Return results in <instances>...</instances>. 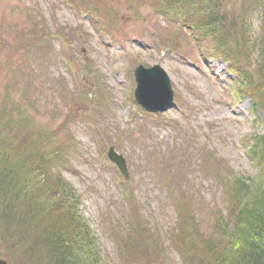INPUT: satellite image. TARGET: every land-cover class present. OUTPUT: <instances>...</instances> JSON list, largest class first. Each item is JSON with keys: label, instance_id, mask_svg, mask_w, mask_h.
<instances>
[{"label": "rangeland", "instance_id": "rangeland-1", "mask_svg": "<svg viewBox=\"0 0 264 264\" xmlns=\"http://www.w3.org/2000/svg\"><path fill=\"white\" fill-rule=\"evenodd\" d=\"M207 3L211 8L205 3V8L197 7L201 2L195 0L169 12L161 0H0V97L10 75L5 62L16 52L14 24L27 6L48 22L55 32L51 38L67 40L71 45L63 44L75 48L80 64L95 71L97 84L105 88L90 91L93 74L52 69L55 76L74 77L78 86L68 93L75 111L53 123L58 124L61 150L70 148L59 174L79 195V210L94 234L102 264L184 263L181 253L188 249L180 240L172 202L156 183L158 178L165 187L173 185L174 176L167 173L171 169L195 171L181 186L191 195L199 191L205 212L214 207L213 192L221 195L222 187L215 185H223L226 171L245 183L258 174L249 149L253 139L264 135V89L258 87V67L264 61V0ZM253 26L260 29L259 38H250ZM139 65H158L166 72L174 107L159 114L141 111L134 100V70ZM45 96L49 100L53 94ZM37 120L39 132L50 122L47 117ZM49 146L56 151L55 144ZM111 152L124 158L128 179ZM130 187L146 224L175 228L169 239L159 241L171 249L163 260L157 246L151 250L142 245L135 255L122 254L117 247L119 234L111 229L122 231L121 213L128 204L124 194ZM205 212L200 216L204 223L188 224L190 230L215 233ZM0 258L18 264L1 238Z\"/></svg>", "mask_w": 264, "mask_h": 264}, {"label": "trees", "instance_id": "trees-1", "mask_svg": "<svg viewBox=\"0 0 264 264\" xmlns=\"http://www.w3.org/2000/svg\"><path fill=\"white\" fill-rule=\"evenodd\" d=\"M191 1L195 0H161V4L173 12ZM199 1L201 5L197 7L211 8L208 0ZM25 12L14 24L18 38L12 46L16 52L14 58L10 56L5 62L10 75L0 97V238L15 253L18 264H102L94 234L79 210V195L59 174L65 164L63 157L70 148L61 150L56 123L75 111L68 93L78 86L72 78L53 75L52 69L61 67L68 74L58 60L62 56L75 72L93 74L90 91L95 92L97 86L101 92L105 88L97 84L95 71L80 64L81 57L75 48L64 45H71L67 40L59 43L51 38V32H55L47 27L48 22L43 21L40 13L31 6ZM234 26L232 23L229 27L234 30ZM71 36L73 33L67 34ZM258 78L259 90L264 89V61L258 67ZM47 92L53 94L49 100L45 96ZM46 117L50 122L39 132L37 119ZM49 144H55V152ZM57 144L60 146L56 147ZM249 150L257 161L258 174L245 183L226 171L223 185H215L222 187L221 195L213 192L214 207H208L206 212L202 210L204 199L199 191L191 195L181 186L182 179L195 171L171 169L167 172L174 176L170 187L156 178L158 190L172 202V212L181 228L180 240L188 249L181 253L184 255L181 264H264V135L253 139ZM124 195L128 204L121 213L122 231L111 229L119 234L117 247L122 254L135 255L142 245L151 250L157 246L163 260L171 249L164 246L167 242L159 241L169 239L175 228L146 224L134 190L130 187ZM192 208L195 212L189 213ZM204 212L209 213L206 220L216 226L215 233L203 235L188 228V224L199 220L204 223L200 218ZM200 229L197 226V231ZM189 239L195 240L196 245L189 243ZM11 261L7 258L8 264Z\"/></svg>", "mask_w": 264, "mask_h": 264}, {"label": "water", "instance_id": "water-1", "mask_svg": "<svg viewBox=\"0 0 264 264\" xmlns=\"http://www.w3.org/2000/svg\"><path fill=\"white\" fill-rule=\"evenodd\" d=\"M134 78L136 82L134 98L137 104L150 111H161L171 106L172 91L169 78L160 66L155 65L150 68L137 66L134 70ZM111 153L114 155L116 166L127 177L125 160L122 156ZM0 264L7 262L0 258Z\"/></svg>", "mask_w": 264, "mask_h": 264}, {"label": "clouds", "instance_id": "clouds-1", "mask_svg": "<svg viewBox=\"0 0 264 264\" xmlns=\"http://www.w3.org/2000/svg\"><path fill=\"white\" fill-rule=\"evenodd\" d=\"M259 32H260V29L255 28V26H253V30L250 32V38L252 39L259 38V36L256 35Z\"/></svg>", "mask_w": 264, "mask_h": 264}]
</instances>
